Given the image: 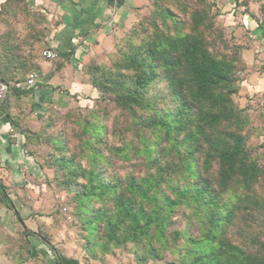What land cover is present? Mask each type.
<instances>
[{
    "label": "trees",
    "instance_id": "1",
    "mask_svg": "<svg viewBox=\"0 0 264 264\" xmlns=\"http://www.w3.org/2000/svg\"><path fill=\"white\" fill-rule=\"evenodd\" d=\"M203 12L200 9L190 14V32L184 34L176 15L168 8L161 9V24H153V31L139 43L128 40L125 50L120 46L122 52L119 58H113L111 68L96 67L95 72L100 74L92 80L100 94L114 97L117 107L150 113L140 121L141 127L154 132L157 141V133L162 134L161 140L171 144L177 156L186 145L179 166L178 162L167 163L154 175L142 179L131 175L109 177L104 167L99 169L97 161L100 163L103 157L89 148L90 141L84 142L87 151H93L87 168L75 162L79 153L67 157L65 143H52L55 155L49 156L47 165L63 171L67 187L82 179L75 203L88 246L129 244L137 264L160 263L164 260L162 254L171 250L179 236L182 246L178 252L174 250L179 253L178 259L174 257L163 264H264V254L253 258L238 248H220L233 209L220 203L217 189H225L234 179L239 188H251L260 178L264 181V171L251 161L241 132L236 128L223 132L226 126L240 121L230 98L234 92L233 67L231 61L211 56L204 46L199 32L205 24ZM49 126L50 123L46 127ZM104 126L86 123L85 132L101 144ZM206 128L215 133L208 134ZM198 137H202L207 148L202 171L211 168V160L217 163L216 187L197 169L194 154L199 152ZM139 151L147 160L151 158L152 149L146 140H142ZM162 172L172 173L186 184L181 186L178 181L165 193L161 189ZM185 206L192 207L201 220L199 237L187 236L185 231L167 233L172 215ZM41 243L51 248L43 237ZM30 248L26 245L27 255Z\"/></svg>",
    "mask_w": 264,
    "mask_h": 264
},
{
    "label": "rangeland",
    "instance_id": "2",
    "mask_svg": "<svg viewBox=\"0 0 264 264\" xmlns=\"http://www.w3.org/2000/svg\"><path fill=\"white\" fill-rule=\"evenodd\" d=\"M259 1L262 0H150L144 11L137 12L134 21L115 25L116 27L109 34V46L89 56L79 71L74 70L64 75V78L69 77L70 74L78 78L77 73L82 76L79 77L81 89L71 97L76 99L75 105L70 109L58 110L55 103L48 104L39 120L40 128L38 136L35 135L37 137H35L33 151L29 150L30 155L34 156L42 167L32 218L36 223L39 221L37 232L47 239L51 247L44 248L47 254L41 252L43 258L33 260L32 263L137 264V258L129 244L126 247L108 244L106 247L103 241H100L103 246H88L85 240L87 233L78 219L75 203V194L79 191L82 179H79L77 184L72 182L73 187H67L64 184L66 181L63 171H59L54 165L48 166L47 163L49 156L55 155V147L52 145L54 141L66 144L67 157L79 153L75 162L81 167H89V154L93 156V151L89 153L84 142L90 141L92 145L89 148L99 154L101 159L103 157L100 163L97 161L99 169L104 167L109 177L131 175L136 179H142L148 175H154L160 166L167 163L178 162V166L180 165V158L184 155L186 145L180 148V157L177 156L175 148L161 140L162 134L157 133L160 138V141H157L154 132L141 127L140 121L149 117L150 113L136 109L128 111L117 107L112 95H102L92 85V80L98 79L100 74L95 72L96 67L105 66L110 69L113 58H119L121 49L125 50V47L129 46L128 40L139 43L144 35L146 37L153 31V24H161L160 12L163 8L170 9L176 15L184 34L190 32V14L204 9L205 24L199 29L204 46L211 56L219 60L231 61L233 67L234 92L230 98L234 112L240 116V121L237 125L226 126L223 132L236 129L241 132L251 161L264 171V88L258 86L262 76L264 54L260 52L263 45L259 41L258 28L251 30L262 16ZM2 11L0 15L3 14ZM18 13L30 22L28 27L36 23L34 30L31 28L30 32V34L33 33L34 38L31 43L34 54L31 58L34 61L35 72L41 75L35 65L38 61L41 64L45 63L48 69L50 67L49 73L52 78L60 65L68 62V59H65L59 51H57L58 57L52 61L42 56L43 51L48 48L46 39L51 33L53 24H49L43 14L32 13L26 7L17 8L16 14ZM159 87L162 91L163 84ZM51 90L65 89L58 83V86H52ZM207 106L205 105L204 108L206 109ZM48 123L51 126L46 127ZM86 123L105 125L100 132L101 144L95 143V139L85 132ZM216 131L222 132V129L216 128ZM206 132L214 134L215 130L206 128ZM143 139L152 149L149 160L143 152L139 151ZM198 147L199 152L194 154L197 169L201 171L202 177L211 179V183L213 182V186L216 187L215 183L218 180L216 161L211 160V168L208 171L201 169L207 149L202 142V137H198ZM162 178L164 182L161 183V189L165 193H169L168 187L178 181L181 186L186 184V181L178 180L172 173L162 172ZM217 191L220 203H226L230 209H233L232 220L221 238L220 248L224 251H228L231 247L238 248L246 257L263 256L264 181L262 178L248 189L239 188L238 181L234 179L225 189L218 188ZM108 204L110 205V202ZM96 206L94 204V207ZM200 221L192 207H180L172 215V224L167 233L172 232L171 235H173L175 231L176 233L185 231L187 236L199 237L202 226ZM172 246L171 250L162 254L164 256L162 262L151 261L149 264H163L164 261L174 257L176 259L179 256L177 248L182 246L179 236H176V243ZM174 250L177 252L174 253ZM183 250L184 247L181 248V251ZM28 256L23 249L17 259L27 262Z\"/></svg>",
    "mask_w": 264,
    "mask_h": 264
},
{
    "label": "crops",
    "instance_id": "3",
    "mask_svg": "<svg viewBox=\"0 0 264 264\" xmlns=\"http://www.w3.org/2000/svg\"><path fill=\"white\" fill-rule=\"evenodd\" d=\"M259 2L262 16L249 28H258L260 40L257 39L264 54V0ZM149 3L150 0H0V13L4 11L0 15V81L9 88L0 105V264H34L33 260L43 258L41 252L47 254L37 232L40 223L32 218L42 167L29 153L33 151L44 108L51 103L58 110L73 107L76 99L71 97L81 89L82 76L64 75L79 71L89 56L109 46V34L115 25L134 21L137 12L144 11ZM22 7L43 14L53 24L46 50L54 51L57 57L59 51L68 59L52 78L45 63L38 61L35 65L41 75L35 72L31 58L34 38L30 32L36 23L28 27L30 22L25 16L16 14V9ZM262 63L260 88H264L263 59ZM29 78L34 79L32 88L26 85ZM58 83L65 90L52 91L51 87ZM26 245L31 246L29 259L21 262L17 258Z\"/></svg>",
    "mask_w": 264,
    "mask_h": 264
},
{
    "label": "built area",
    "instance_id": "4",
    "mask_svg": "<svg viewBox=\"0 0 264 264\" xmlns=\"http://www.w3.org/2000/svg\"><path fill=\"white\" fill-rule=\"evenodd\" d=\"M42 56L44 59L52 61L54 59L57 58V54L54 51L51 50H45L42 53ZM26 85L30 88H32L34 86V79L33 78H29L26 81ZM8 93V87L7 85H5L2 81H0V105L3 102L4 98L6 97Z\"/></svg>",
    "mask_w": 264,
    "mask_h": 264
}]
</instances>
